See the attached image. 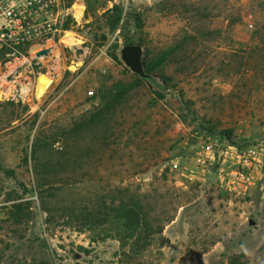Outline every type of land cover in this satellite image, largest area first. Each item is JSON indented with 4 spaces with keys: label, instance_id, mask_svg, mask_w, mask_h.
<instances>
[{
    "label": "rangeland",
    "instance_id": "obj_1",
    "mask_svg": "<svg viewBox=\"0 0 264 264\" xmlns=\"http://www.w3.org/2000/svg\"><path fill=\"white\" fill-rule=\"evenodd\" d=\"M58 4L40 17L59 30L44 44L47 56L0 61V84L11 75L13 95L33 88L20 107L0 94V264H229L240 255L264 264V0ZM116 8L123 19L113 31L108 13ZM66 33L78 44L65 42ZM137 45L145 76L122 56ZM174 48V61L163 63L168 82L149 76L146 61ZM42 75L52 83L38 98ZM115 85L127 93L104 110ZM100 111L103 125L91 128ZM79 122L85 133L68 140ZM37 135L61 147L79 140L81 161L49 197L32 172ZM250 150L260 157L250 169L255 183L234 186L231 174ZM119 188L141 196L158 222L173 220L144 251L126 239L122 220L98 216Z\"/></svg>",
    "mask_w": 264,
    "mask_h": 264
},
{
    "label": "trees",
    "instance_id": "obj_2",
    "mask_svg": "<svg viewBox=\"0 0 264 264\" xmlns=\"http://www.w3.org/2000/svg\"><path fill=\"white\" fill-rule=\"evenodd\" d=\"M113 17L111 20V30L115 31L119 28L120 22L123 19V11L116 8L115 11H110L108 13ZM122 24L121 32L122 34H127L128 30L131 32V25L129 20L124 19ZM69 24L67 23L64 29H68ZM134 28L140 35H143L144 24L140 17L134 18ZM126 37V36H124ZM142 39V38H141ZM126 43H129V39L125 38ZM143 42V41H141ZM179 47V46H178ZM177 50V46L175 47ZM175 48L166 52L162 57L153 59L151 61H146V73L149 76L158 77L163 83H167L168 79L164 73L163 63L165 61H174ZM258 49V48H257ZM7 47L0 48V61L6 62L7 54L9 53ZM127 90L122 87L115 85L113 91L105 93L103 101L106 105L103 109H111L115 104L121 103L124 99V94ZM11 107H20V103L9 102ZM28 110V108H26ZM102 112L100 111L94 119L95 128L103 125L104 120L101 119ZM87 126L81 122L76 124L70 134L69 138L79 137L85 133ZM74 144L67 145L65 147L55 146V142H51L47 139L40 138L37 135L30 148V158L32 162V172L35 177L37 186L42 189L41 194H47V197L51 196V190L53 185H58L57 181L61 179L67 168L71 165L77 164L81 161L82 156L80 154L79 140L72 141ZM26 163L29 162V156H26ZM58 183V184H57ZM47 187V188H46ZM53 193V192H52ZM117 199L111 201H102L101 210L98 212V216L107 219L110 214H113L119 220H122V228L126 231V239H133L136 248L144 251L151 245L153 237L155 235H163L165 230V223L173 221L172 219H167L164 224L160 221L158 222L156 218H153L150 213H148V206L144 203V199L141 196H130L129 190L119 188L116 190ZM129 195V196H128ZM103 209V210H102ZM229 264H244L243 256H234L230 260Z\"/></svg>",
    "mask_w": 264,
    "mask_h": 264
},
{
    "label": "built area",
    "instance_id": "obj_3",
    "mask_svg": "<svg viewBox=\"0 0 264 264\" xmlns=\"http://www.w3.org/2000/svg\"><path fill=\"white\" fill-rule=\"evenodd\" d=\"M58 6V0H0V48L7 47L10 50L6 56L9 60L7 65L20 60V57L28 62L29 59L24 53L36 52L37 56V53L44 48V44L54 39L59 31L57 23L53 20L40 21V17L53 12ZM10 76L6 75L5 84H0V94L8 102L30 101L28 95L33 90L31 85L24 86L31 89L23 91L22 86L20 91H17L21 93L13 95L16 92V82L9 81ZM241 159L242 171L233 172L231 180L234 186L244 187L255 183L250 169L255 165L253 162H258L260 157L257 151L250 150ZM199 162L205 163L202 160Z\"/></svg>",
    "mask_w": 264,
    "mask_h": 264
},
{
    "label": "water",
    "instance_id": "obj_4",
    "mask_svg": "<svg viewBox=\"0 0 264 264\" xmlns=\"http://www.w3.org/2000/svg\"><path fill=\"white\" fill-rule=\"evenodd\" d=\"M52 49L44 48L37 53V57L47 56ZM124 61L130 66V68L137 74L145 76L143 67H141L142 47L137 46H125L122 51Z\"/></svg>",
    "mask_w": 264,
    "mask_h": 264
},
{
    "label": "bare ground",
    "instance_id": "obj_5",
    "mask_svg": "<svg viewBox=\"0 0 264 264\" xmlns=\"http://www.w3.org/2000/svg\"><path fill=\"white\" fill-rule=\"evenodd\" d=\"M75 16H76V18L78 17V19H80L83 16V7L77 8ZM64 41L67 42L70 46H75L78 44L77 40L70 33L69 34L67 33ZM51 83H52V80L47 78V76L42 75L39 77L38 82H37V86H36L38 98H41L47 92ZM27 89H31V88H24L23 91H26Z\"/></svg>",
    "mask_w": 264,
    "mask_h": 264
}]
</instances>
